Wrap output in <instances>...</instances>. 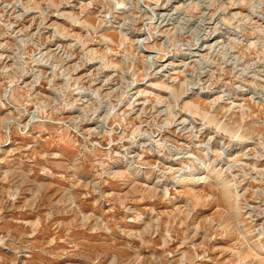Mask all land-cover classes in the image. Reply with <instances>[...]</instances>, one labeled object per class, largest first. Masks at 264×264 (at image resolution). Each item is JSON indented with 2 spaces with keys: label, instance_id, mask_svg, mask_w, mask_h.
<instances>
[{
  "label": "rangeland",
  "instance_id": "1",
  "mask_svg": "<svg viewBox=\"0 0 264 264\" xmlns=\"http://www.w3.org/2000/svg\"><path fill=\"white\" fill-rule=\"evenodd\" d=\"M0 264H264V0H0Z\"/></svg>",
  "mask_w": 264,
  "mask_h": 264
}]
</instances>
